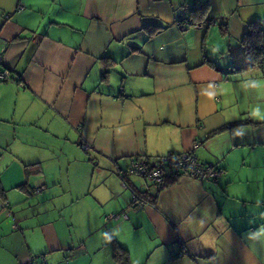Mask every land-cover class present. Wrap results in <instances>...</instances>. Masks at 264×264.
<instances>
[{
	"label": "crops",
	"instance_id": "1",
	"mask_svg": "<svg viewBox=\"0 0 264 264\" xmlns=\"http://www.w3.org/2000/svg\"><path fill=\"white\" fill-rule=\"evenodd\" d=\"M203 1L217 22L180 29ZM253 22L264 0H0V264H264ZM183 152L221 177L128 178L155 200L131 208L117 172Z\"/></svg>",
	"mask_w": 264,
	"mask_h": 264
},
{
	"label": "built area",
	"instance_id": "2",
	"mask_svg": "<svg viewBox=\"0 0 264 264\" xmlns=\"http://www.w3.org/2000/svg\"><path fill=\"white\" fill-rule=\"evenodd\" d=\"M21 9L22 6L19 5L16 11L19 12ZM178 26L180 29L186 28L185 24ZM7 75V71H0V79ZM89 147L88 144L82 146L84 150ZM117 175L121 180L122 187L130 191V207L142 209L149 203L128 184L127 179L130 177L141 179L147 186L159 190L171 178L188 177L198 181H214L221 177L222 170L215 165L202 163L191 152H183L180 154L168 153L152 162L143 158H134L126 168L119 170ZM43 189V186H39L33 190V193L37 194ZM119 217L110 216V218L116 219ZM179 255H183V253L181 252ZM39 258L40 264H46L43 256H39ZM35 259L31 258L26 264H33Z\"/></svg>",
	"mask_w": 264,
	"mask_h": 264
},
{
	"label": "trees",
	"instance_id": "3",
	"mask_svg": "<svg viewBox=\"0 0 264 264\" xmlns=\"http://www.w3.org/2000/svg\"><path fill=\"white\" fill-rule=\"evenodd\" d=\"M209 12V3L207 1L195 2L187 9V14L182 13L179 17L181 22L186 23V26H196L201 24H215L217 20L208 18ZM222 23L219 24V30L221 34L227 35V21L226 18H222ZM248 32L243 36L240 41V45L245 53L246 63L238 68H235L236 71H245L251 68H264V29H262L261 22H253L248 26ZM18 37L15 40H20ZM178 178H171L162 188L174 184ZM1 191V187H0ZM146 201L150 203H155V200H149V197L146 193H139ZM114 257L120 264H126V258H124V252L121 249H118L114 252Z\"/></svg>",
	"mask_w": 264,
	"mask_h": 264
},
{
	"label": "rangeland",
	"instance_id": "4",
	"mask_svg": "<svg viewBox=\"0 0 264 264\" xmlns=\"http://www.w3.org/2000/svg\"><path fill=\"white\" fill-rule=\"evenodd\" d=\"M131 178V177H130Z\"/></svg>",
	"mask_w": 264,
	"mask_h": 264
}]
</instances>
